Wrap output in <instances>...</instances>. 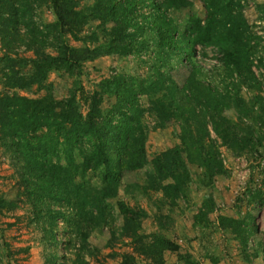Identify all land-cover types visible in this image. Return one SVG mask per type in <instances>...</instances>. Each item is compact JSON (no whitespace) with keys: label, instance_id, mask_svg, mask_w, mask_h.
<instances>
[{"label":"trees","instance_id":"obj_1","mask_svg":"<svg viewBox=\"0 0 264 264\" xmlns=\"http://www.w3.org/2000/svg\"><path fill=\"white\" fill-rule=\"evenodd\" d=\"M44 4L54 21L39 27L34 12ZM189 7L187 0H0V47L4 51L0 77L4 88L39 85L51 71L70 70L100 56L138 57L150 48L157 58L151 64L141 61L147 64L145 74H138L139 68L128 74L121 66L102 79L98 89L91 93L79 89L60 101L48 95L30 99L0 92V147L10 157L20 195L25 197L36 227L51 242L55 243L57 219L64 222L63 232L70 235L68 244L78 245V251L97 228L108 227L110 236L114 234L107 200L116 197L124 173L139 171L149 163L141 123L145 111L153 118V128L168 123L179 128L178 143L151 160L152 172L143 187L144 196L146 190L158 193L160 203L172 206L186 192L188 166L201 169L200 186H209L213 177L225 175L218 147L234 156L254 149V130L241 119L263 123V103L257 95L244 101L239 88L257 87L249 58L259 37L245 27L240 0H202V20L188 17L180 30L167 12ZM146 38L152 43L147 47ZM70 40L79 42L81 49L72 48ZM197 45L217 49L223 68L219 88L207 85L199 78L202 72L196 74L193 67L182 86L169 74L172 67L166 65V57H183L185 62ZM17 47L31 56L18 57ZM255 60L260 63L259 58ZM232 74L235 81L226 82ZM105 97L109 105L102 108ZM141 97H145L146 109L139 103ZM80 102L83 114L78 109ZM230 109L236 122L224 115ZM88 172L96 176L93 185L84 179ZM259 196V190L250 194L251 199ZM18 199L0 195V213L16 209ZM205 201L210 213L212 201ZM116 207L122 220L119 236L139 244L137 231L146 212L120 201ZM217 221L221 225L224 218ZM165 250L176 253L183 264H197L189 254L179 255L178 246L163 238L142 253L155 257ZM123 256L121 264L132 261ZM48 258L46 263L51 254Z\"/></svg>","mask_w":264,"mask_h":264},{"label":"rangeland","instance_id":"obj_2","mask_svg":"<svg viewBox=\"0 0 264 264\" xmlns=\"http://www.w3.org/2000/svg\"><path fill=\"white\" fill-rule=\"evenodd\" d=\"M187 1L190 3L189 8L167 12V16L180 30L188 17L202 20L204 15L202 0ZM240 5V15L245 27L259 39L255 46L251 42L254 51L249 58L257 87L251 90L242 85L239 95L244 101L251 100L255 95L259 96L264 113V0H240ZM34 17L39 27L54 21L46 4L36 8ZM146 40L147 47L151 41L150 38ZM69 45L75 49H81L82 46L79 42L71 40ZM194 50L192 57H185V62L183 57H166V65L171 64L172 67L169 74L173 81L182 86L189 80L190 68L193 67L196 74L202 72L199 78L207 85L219 88L223 68L218 61L217 49L213 46L197 45ZM14 51L18 57L31 56L29 52H24L23 47H17ZM48 52L53 54L54 51ZM3 53L0 47V56ZM258 58L261 66H258L260 63L255 60ZM156 59L150 48L143 50L138 57L130 55L122 59L115 55L100 56L91 61L80 62L70 70L51 71L41 84L23 89L2 87L4 79L0 77V92L6 90L30 99L48 95L52 100L60 101L79 89L86 93L98 89V83L107 79L112 71L120 70L121 66L127 69L128 74H131L134 68H139L136 71L138 74H145L147 64L154 63ZM144 60L147 64L141 62ZM179 60L180 63H177ZM235 79L232 74L225 81ZM108 103L109 99L103 98L102 108H106ZM139 103L143 105L142 108H147L145 97H141ZM78 105L83 114L85 108L81 102ZM224 115L236 122L234 110H226ZM241 122L254 130V149L234 156L225 147H218L226 174L213 177L209 186H200L197 183V180L202 178L200 168L188 166L190 179L185 184L186 192L178 196L174 205L169 206L156 199L159 197L158 193L146 190L144 196L143 187L146 185L147 174L152 172L151 160L178 143L179 128L175 123L153 128V118L145 111L141 123L145 127L144 148L149 163L139 171L124 173L116 197L107 200L114 234L110 236L108 227L97 228L88 234L79 251L78 245L68 244L70 235L63 232L65 224L61 220H56L55 243L36 227L30 207L25 197L20 195L18 179L11 166L10 157L0 147V195L9 200L16 196L19 198L16 209L0 213V264H121L123 255L132 258L127 264H183L177 260L176 253L170 251H162L155 257L142 253L146 246L154 245L161 238L176 244L179 255L189 254L197 264H264V122H252L247 118H242ZM211 139L216 141L212 134ZM216 144L218 145L217 141ZM59 158L63 163L61 154ZM78 161L76 157L75 162ZM84 179L92 185L97 182L96 176L91 172H88ZM255 190L260 191V196L251 199L250 194H254ZM207 200H211L213 204L210 213L206 212V204L203 205ZM118 201L130 207L142 208L146 212L137 231L138 237L141 238L139 244L119 236L122 220L116 207ZM220 216L224 218L221 225L217 221ZM49 254L51 259L46 263Z\"/></svg>","mask_w":264,"mask_h":264}]
</instances>
